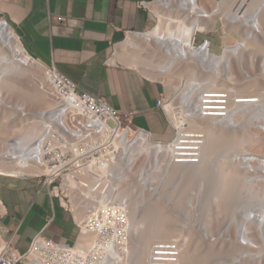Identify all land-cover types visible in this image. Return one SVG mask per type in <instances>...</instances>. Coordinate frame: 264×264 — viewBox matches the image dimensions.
<instances>
[{"label": "bare ground", "instance_id": "1", "mask_svg": "<svg viewBox=\"0 0 264 264\" xmlns=\"http://www.w3.org/2000/svg\"><path fill=\"white\" fill-rule=\"evenodd\" d=\"M199 6L205 9L201 13L190 2L153 4L157 26L142 35L128 34L116 56L146 75L181 78V85L170 86L168 118L177 127L187 120L206 134L200 163L174 165L169 158L157 160V147L142 134L120 129L124 139L114 143L119 155L128 158L120 176L134 174L136 180L126 187L130 233L122 258L128 264H149L153 244L171 240L180 243L181 264L215 260L264 264V0H218L213 7L199 0ZM219 20L241 39L226 45L221 54L205 56L194 46L195 38L198 32L212 31ZM257 53L262 54L260 65ZM200 64L209 66L210 72H203ZM248 65L257 66L255 72H244ZM198 77L212 88L232 91L234 101L240 100L231 105V123L185 118L184 104L191 110L197 104ZM52 79L47 66L28 54L17 36L0 30V136L9 138L0 141L1 173L27 176L46 171L19 158L44 126L40 114L51 113L61 102ZM9 93L18 101L8 99ZM112 134L110 128L104 133ZM183 199L196 203L194 217L191 210H181ZM213 199L226 217L223 230L215 234L210 233ZM177 212L182 222L174 216ZM192 221L194 226L189 227ZM228 241L227 249L221 248L226 255L219 260L216 243ZM86 242L81 235L78 246Z\"/></svg>", "mask_w": 264, "mask_h": 264}, {"label": "built area", "instance_id": "2", "mask_svg": "<svg viewBox=\"0 0 264 264\" xmlns=\"http://www.w3.org/2000/svg\"><path fill=\"white\" fill-rule=\"evenodd\" d=\"M171 1L196 4L200 13L205 10L199 6V0H146L139 5L152 10L155 3ZM0 30L17 36L21 42L10 21L1 13ZM209 32H198L194 41V46L205 56L214 51L213 39L207 35ZM144 33L129 32L136 35ZM201 34L204 36L201 37ZM47 68L53 76V85L61 96V102L51 113L40 114L44 126L19 159L46 170L35 176L52 185V193L75 221L79 234L70 243L39 233L25 252L0 239V264H128L122 258L130 233L127 223L130 189L126 191V187L129 188L136 180L134 174L120 176L121 170H126L121 165L128 160L119 155V146L114 143L124 139L120 129H129L134 135L142 134L146 141L153 142L157 147V160L169 158L174 165L200 163L206 134L202 128L193 129L187 120L177 127L168 118L174 129L173 137L156 139L151 130L134 126L133 112H123L104 96L81 90L76 81L56 66ZM200 69L210 72L206 65H201ZM195 84L197 104L194 110L184 104L185 118L200 121L211 118L222 125L231 123V105L240 102L239 99L234 101L232 91L212 88L203 77H198ZM169 102L170 96L166 91L157 100V105L166 115ZM109 128L113 130L112 137L104 135ZM108 161L111 170L108 169ZM5 210L6 206L0 200V216ZM80 214L82 218L78 219ZM81 235L86 237L87 242L78 246ZM180 249L176 240L156 242L150 250L148 263L181 264Z\"/></svg>", "mask_w": 264, "mask_h": 264}, {"label": "crops", "instance_id": "3", "mask_svg": "<svg viewBox=\"0 0 264 264\" xmlns=\"http://www.w3.org/2000/svg\"><path fill=\"white\" fill-rule=\"evenodd\" d=\"M141 1L146 0H0V13L28 54L56 66L81 90L133 112V124L151 130L156 139L168 140L174 129L157 105L166 91L164 82L112 60L130 31H150L158 23L157 15L141 7ZM0 200L6 206L0 216V239L22 252L39 233L70 243L79 234L52 185L42 178L0 174Z\"/></svg>", "mask_w": 264, "mask_h": 264}, {"label": "rangeland", "instance_id": "4", "mask_svg": "<svg viewBox=\"0 0 264 264\" xmlns=\"http://www.w3.org/2000/svg\"><path fill=\"white\" fill-rule=\"evenodd\" d=\"M204 1H208V3H210V4H212V7L213 6H216V1H214V0H204ZM153 12L155 13V11L153 10ZM158 24V23H157ZM157 26V25H156ZM213 29V28H212ZM228 30H227V27H226V25H225V22L222 20H219L217 23H216V27L212 30V31H210L209 33H207V35L208 36H210L212 39H213V48H214V51L216 52V53H218V54H221L222 52H223V49L225 48V46L226 45H231V44H235L236 42H237V40H240L241 39V36L238 34V33H236V32H227ZM201 37H203L204 36V34H201L200 35ZM127 38H128V36L126 37V39L122 42V43H120L119 45H118V47H117V49H116V52H115V55H114V57H113V61H120L121 63H123V64H126V65H128V66H130L129 64H127L125 61L123 62L122 60H119V59H117V55H118V52L120 51V49L123 47V43L127 40ZM258 55V56H257ZM261 53L260 54H256V59L258 60V64L260 65L261 64ZM258 65V66H259ZM257 67V66H256ZM256 67H251V66H249L248 65V67H246V66H244L243 67V71L244 72H246L247 74H249V73H251V72H255V68ZM135 68H137V67H135ZM137 69H139L141 72H143L145 75H146V72L143 70L142 71V69H140V68H137ZM250 70V71H249ZM254 70V71H253ZM241 74V73H240ZM147 76H149V77H151V78H155V79H159V80H161V81H163L164 82V84L166 85V92H167V94H168V96H170L171 97V95H173L172 94V91L170 90H168V88H167V84H170L171 86H179V85H181V83H182V79L181 78H179V77H172V78H168V77H164V76H161V75H157V77H156V75H155V77L154 76H150V75H148L147 74ZM36 79H39L40 80V78L39 77H36ZM8 99H10V100H12V101H14V102H17L18 100H17V97L16 96H14V95H12V94H8ZM34 109V108H33ZM134 126H137V125H135L134 124ZM9 138H7V137H3V136H0V141L1 142H5L6 140H8ZM183 208H185V210L187 209H189V210H191V215H192V217H194V215H195V208H196V203L195 202H193L192 204L191 203H186V201L183 199V201H182V208H181V210L183 209ZM211 211H212V221H211V225H210V233L211 234H215L216 232H219L221 229L223 230V227H224V225H225V223H226V217H225V214H224V212L223 211H221V213L218 211V208H217V204H216V202H215V200L213 199L212 201H211ZM176 214H178V215H176ZM174 216L176 217V219L177 218H179V216L181 217V215H179V212H177V213H175L174 214ZM178 216V217H177ZM191 217V216H190ZM184 218H183V216L181 217V218H179V220L181 221V220H183ZM182 222V221H181ZM189 227L190 226H194L193 225V221H192V225L191 224H187ZM195 228V227H194ZM232 230H231V235L233 236V238H234V232L237 230L236 229V227L233 225L232 226V228H231ZM236 229V230H235ZM197 231V230H196ZM234 231V232H233ZM198 232V231H197ZM230 235V234H229ZM228 235V236H229ZM200 236V235H199ZM231 237V236H230ZM232 238V237H231ZM204 240V241H203ZM201 241H203V245H207L209 242H208V240L207 239H201ZM206 242V243H205ZM228 243H229V241L228 242H226V243H224V242H218V243H216V251L218 252H221V253H219L218 254V256H217V258L219 259V260H221L223 257H224V254L226 255V252H227V250H225V251H223L224 249H223V247L225 248L226 247V245H228ZM214 244V246H215V243H213ZM225 246H224V245ZM223 246V247H222ZM223 250H222V249ZM225 249H227V247L225 248ZM224 253H223V252ZM222 254H223V257H222ZM221 258V259H220ZM222 261V260H221ZM220 261V263L221 264H243L242 262H240L239 261V263L237 262V261H230V263L229 262H226V261H222V262H224V263H222ZM220 264L219 263V261L218 260H215L214 261V264ZM199 264H202L201 262H199Z\"/></svg>", "mask_w": 264, "mask_h": 264}]
</instances>
